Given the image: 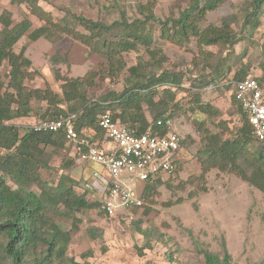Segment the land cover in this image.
I'll use <instances>...</instances> for the list:
<instances>
[{"label": "rangeland", "instance_id": "rangeland-1", "mask_svg": "<svg viewBox=\"0 0 264 264\" xmlns=\"http://www.w3.org/2000/svg\"><path fill=\"white\" fill-rule=\"evenodd\" d=\"M147 1L40 0L39 4L51 13L53 21L63 24L61 20L65 18L70 27L84 31L74 24L76 21L72 15L108 24L118 20L122 14L132 20L141 17L137 6ZM249 2L227 0L207 12L202 22L203 27L220 26L222 19H226L240 38L233 47L210 45L201 50L195 38H190L183 45L162 40L158 36V24H154L151 47L159 49L166 58L162 69H154L156 74L164 69L183 75L182 87L176 93L179 110L173 111L171 119L173 129L186 138L175 157L179 161V168L169 178L170 187L167 183L156 185L148 200L141 197L138 207L119 209L112 216L105 215L97 207L84 209L75 213L77 221L74 227L71 219L51 213L50 216L63 229L71 231L67 249L69 257L89 264H205L198 250L208 248L217 252L224 240L233 264H263L264 193L237 174L216 168L206 173L205 182L199 181L197 177L201 170L196 153L202 146V135L194 126V120L204 121L211 132H221L223 126L230 130L240 126L241 114L232 102L234 76L239 70L251 77L264 75V13L255 30L244 27L243 14ZM153 3L155 16L164 19L177 15L187 1L153 0ZM6 12L10 14L13 24L26 16L31 22L30 30L44 24L23 4L0 0V15ZM49 36L33 41L26 33L14 45L15 52L25 46L24 54L31 60V68L38 72L33 80L26 81L27 85H48L53 91L60 92L62 81L55 78L56 70L63 76L73 78L83 77L89 71H99L104 61L99 54L65 32L52 29ZM122 58L125 67L115 78L106 77L104 72L96 73L93 85L86 89L87 99L96 100L111 91L121 92L128 84V68L139 61L145 63L149 55L143 46H138L136 50L124 52ZM217 64L227 68L225 75L203 86L200 78L209 80L212 68ZM7 70L5 64L0 66V75L4 79ZM195 93H199L201 102L209 103L219 113L208 117L205 113L190 109ZM33 105L37 107V103ZM144 109L147 118L152 119L150 111L145 106ZM36 120L37 114L32 113L12 122L23 132ZM46 154L47 165L39 171L41 179L50 186H55L61 174H65L76 183L74 188L77 194L85 192L88 201L100 202L103 198L102 185L96 182L93 172L98 171L114 182L97 163L80 159L70 144L66 143L61 150L47 147ZM68 158H72L73 163L66 168L63 164ZM122 178L136 196L150 188L146 181L127 175ZM31 188L39 192L38 186Z\"/></svg>", "mask_w": 264, "mask_h": 264}, {"label": "trees", "instance_id": "trees-1", "mask_svg": "<svg viewBox=\"0 0 264 264\" xmlns=\"http://www.w3.org/2000/svg\"><path fill=\"white\" fill-rule=\"evenodd\" d=\"M39 1L10 0L13 4H23L44 22L34 30H30L31 22L26 16L13 24L8 12L0 15V66L5 64L8 67L6 79L0 75V264H89L67 255L71 231L63 229L50 214L71 219L74 227L77 221L75 213L94 207L102 212L100 203L88 201L85 192L77 194L76 183L69 176L61 174L58 183L50 186L41 179L39 171L47 165V147L61 150L66 143L72 147L73 144L66 140L62 131L39 132L28 127L20 132L12 121L32 113L37 114L38 119H58L74 113L79 138L85 137L86 129L95 132L90 142L104 136L98 126V116L104 112H109L113 120L135 129L137 133L147 128L157 130L155 121L158 118L171 120L173 111L179 110L176 93L182 87L183 75L164 69L156 74L154 69H162L166 58L159 49L151 47L154 24H158L160 39L183 45L190 38H195L201 50L210 45L233 47L240 38L226 19H222L220 26H202L206 13L227 0H186V5L178 10L177 15L164 19L155 16L153 0L139 4L137 8L141 17L132 20L122 14L118 20L108 24L72 15L76 21L74 24L84 31L70 27L65 18L61 20L63 24L53 21L51 13L44 10ZM263 13L264 0H250L243 14V26L255 30ZM52 29L65 32L104 59L98 72L89 71L83 77L63 76L56 70L55 78L62 81L60 92L53 91L48 85H27L26 81L33 80L38 72L31 68V60L24 54L25 46H21L18 52L14 51V45L24 34L35 41L43 36L49 38ZM138 46L147 50L149 59L128 68V84L122 91L108 92L96 100L87 99L86 89L93 85L96 73L104 72L106 77L115 78L125 67L122 54L136 50ZM53 61L56 62L54 58ZM226 71V67L217 64L212 68L209 80L203 81L204 77H201L200 81L203 86L207 85L208 81L221 79ZM246 76L239 70L234 79L237 81ZM254 78L262 82L264 75ZM192 101L190 109L208 117L219 113L209 103L201 102L199 93L192 95ZM232 102L241 114V125L234 130L223 126L221 132H211L204 121L194 120L196 130L202 135V146L196 153L201 170L197 178L205 182L206 173L216 168L237 174L264 193V146L257 142L234 95ZM34 103H37L36 108ZM144 106L152 114V119L147 118ZM185 139L181 137L180 148ZM97 146L100 147L99 144ZM72 163L73 159L68 158L63 165L69 168ZM174 163L176 171L180 165L178 159ZM171 176L146 180L150 188L141 191L139 199L148 200L158 184L167 183L170 187L168 181ZM33 185L39 187V192L31 188ZM198 252L205 264H233L224 240L217 252L208 248H200Z\"/></svg>", "mask_w": 264, "mask_h": 264}, {"label": "built area", "instance_id": "built-area-1", "mask_svg": "<svg viewBox=\"0 0 264 264\" xmlns=\"http://www.w3.org/2000/svg\"><path fill=\"white\" fill-rule=\"evenodd\" d=\"M233 88V95L241 105L253 135L264 146V83L246 76L234 81ZM74 118L75 114L69 113L58 119H38L29 127L39 132L62 131L80 159L97 163L114 179L111 184L107 176L93 172L96 182L102 185L103 198L99 203L105 215L112 216L119 209L141 205V200L124 184L122 176L146 181L158 177L165 179L174 173L181 137L169 118H158L155 121L157 130L147 128L137 133L135 129L113 120L109 112L101 113L98 126L112 143V147L107 149L90 142L93 135L88 129L84 130L85 137L79 138Z\"/></svg>", "mask_w": 264, "mask_h": 264}, {"label": "crops", "instance_id": "crops-1", "mask_svg": "<svg viewBox=\"0 0 264 264\" xmlns=\"http://www.w3.org/2000/svg\"><path fill=\"white\" fill-rule=\"evenodd\" d=\"M88 131L92 133V135L94 136L93 132L91 129H88ZM99 144L100 147H102L103 149H107V148H111L112 147V143H110L105 136H103L102 138H96V144ZM100 166V165H99ZM103 168V167H101ZM104 169V168H103ZM105 170V169H104Z\"/></svg>", "mask_w": 264, "mask_h": 264}]
</instances>
